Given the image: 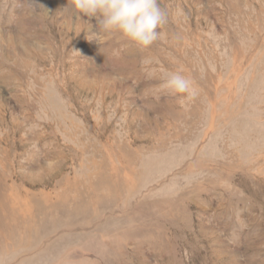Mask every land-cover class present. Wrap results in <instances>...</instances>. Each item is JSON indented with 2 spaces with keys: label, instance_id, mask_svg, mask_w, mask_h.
I'll return each instance as SVG.
<instances>
[{
  "label": "rangeland",
  "instance_id": "rangeland-1",
  "mask_svg": "<svg viewBox=\"0 0 264 264\" xmlns=\"http://www.w3.org/2000/svg\"><path fill=\"white\" fill-rule=\"evenodd\" d=\"M159 3L139 48L0 0V264H264V0Z\"/></svg>",
  "mask_w": 264,
  "mask_h": 264
},
{
  "label": "clouds",
  "instance_id": "clouds-1",
  "mask_svg": "<svg viewBox=\"0 0 264 264\" xmlns=\"http://www.w3.org/2000/svg\"><path fill=\"white\" fill-rule=\"evenodd\" d=\"M62 10L70 12L74 20L95 19L97 40L102 34L118 33L139 48H147L159 39L160 28L167 19L159 0H67ZM163 87L177 96L194 95L191 81L179 72L171 74Z\"/></svg>",
  "mask_w": 264,
  "mask_h": 264
},
{
  "label": "bare ground",
  "instance_id": "bare-ground-1",
  "mask_svg": "<svg viewBox=\"0 0 264 264\" xmlns=\"http://www.w3.org/2000/svg\"><path fill=\"white\" fill-rule=\"evenodd\" d=\"M134 151H136V150L131 151V153L134 154ZM130 157H131V156H125V157H123V160L126 159V163H129V162H130ZM198 161H199V160H198ZM199 162H200V161H199ZM104 177H106V176H104ZM100 179H101V178H100ZM105 181H106V180H105ZM98 182H99L98 184H100V180H99ZM101 184H102V183H101ZM94 186H95V185H94ZM91 187H92V186H91ZM91 187H90V188H91ZM100 187H101V186H100ZM92 188H93V187H92ZM92 188H91V189H92ZM101 188H102V187H101ZM101 188H100V189H101ZM105 188H106V187H105ZM86 206H87V205H86ZM76 211H77V209H76ZM145 225H146V224H145ZM153 227H154V225H153Z\"/></svg>",
  "mask_w": 264,
  "mask_h": 264
}]
</instances>
